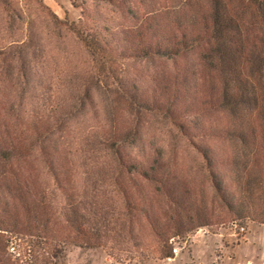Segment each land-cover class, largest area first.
Listing matches in <instances>:
<instances>
[{
  "label": "trees",
  "instance_id": "obj_1",
  "mask_svg": "<svg viewBox=\"0 0 264 264\" xmlns=\"http://www.w3.org/2000/svg\"><path fill=\"white\" fill-rule=\"evenodd\" d=\"M57 1L64 18L43 0H0V264H71L72 248L134 264L171 253L191 228L177 208L165 222L152 215L133 179L149 180L155 168L147 171L119 150L115 164L103 167L95 157L96 146L106 144L102 133L83 127V146L75 147L65 129L79 126L87 102L96 112L90 88L101 83L127 96L136 111L146 107L130 91L136 85L124 72L127 59H172L196 46H207L203 61L216 72L218 102L231 114L229 160L243 194L213 171L204 148L212 185L237 219L250 208L248 191L259 188L264 223V0H204L183 14L141 0H67L76 17ZM84 54L80 69L76 59ZM171 83L160 89L168 110L178 78ZM104 173L118 201L105 197ZM11 239L17 256L8 251Z\"/></svg>",
  "mask_w": 264,
  "mask_h": 264
},
{
  "label": "rangeland",
  "instance_id": "obj_2",
  "mask_svg": "<svg viewBox=\"0 0 264 264\" xmlns=\"http://www.w3.org/2000/svg\"><path fill=\"white\" fill-rule=\"evenodd\" d=\"M43 1L58 17L64 18V11L57 0ZM141 1L147 8L159 7L169 14H183L191 5H201L204 2ZM60 2L71 17L79 14V10L72 7L67 0ZM165 16L167 14H162L159 18L164 19ZM207 51V46H196L172 59L159 58L141 62L127 59L123 65L124 72L130 82L136 85L130 91L138 92L139 101L146 107L139 106L136 111V106L127 96L116 92L113 86L101 83L90 88L93 99L91 102L96 112H93V106L87 102L79 126L76 128L70 124L65 129L67 138L73 137V145L79 147L83 146L82 138L87 134L82 128L94 125L106 139V144L96 146L95 150V157H98L103 167H112L115 164V150L142 163L147 171L149 166L154 167L155 174L151 179H133L139 183L142 193L147 197L152 215L165 222L166 218L174 215V208H177L183 220L188 217V222H185L191 229L187 234L176 238L172 245V248L181 247L182 259L166 263L165 257H152L139 264H264V238L255 232L258 224H264L259 214L262 203L255 194L260 189L248 191L246 204L250 208L247 214L239 219L233 218L226 204L215 192L209 167L203 158L202 149L209 148L213 171L223 173L231 183V190L241 197L243 189L233 180V166L229 160L233 143L227 139V131L232 118L230 112L218 102V76L214 70L206 68L202 57ZM85 58L86 55H79L76 59V65L80 69ZM174 77L178 78V84L171 88L177 94L173 108L168 110L165 104L168 99L162 96L160 89L170 87L169 83L172 84ZM158 101L160 102L157 103ZM156 103L157 108L153 105ZM256 128L260 129L258 126ZM259 144L262 151L261 143ZM100 183L105 197L113 202L117 193L108 174L101 176ZM235 220L244 221L246 228L248 224L254 227V232L247 235L255 237L256 244L252 241L248 246H241L246 232L239 240L231 235V223ZM199 223L203 225H198ZM213 235L232 237V246L226 247L223 242L217 244ZM192 239L196 250L189 257L187 248L190 247ZM69 261L71 264H134L131 261L118 263L100 250L79 248L71 249Z\"/></svg>",
  "mask_w": 264,
  "mask_h": 264
},
{
  "label": "crops",
  "instance_id": "obj_3",
  "mask_svg": "<svg viewBox=\"0 0 264 264\" xmlns=\"http://www.w3.org/2000/svg\"><path fill=\"white\" fill-rule=\"evenodd\" d=\"M258 224V223H257ZM263 231V232H262ZM254 232V227L251 225V224H248L247 228H246V234H245V240L242 241V247L243 246H248L251 244V242L253 241L254 244H256V238L255 237H252L251 235L248 236L247 233H253ZM255 232L257 233V235H261L262 237L261 238H264V224H258L257 227H256V230ZM262 232V233H260ZM199 235V234H198ZM215 237V242L218 244L220 242H223V245L226 246V247H230L232 246L233 244V238L232 237H223L222 235H213ZM255 236V235H253ZM194 239V238H193ZM193 239L190 243V247L187 248L188 250V255L189 257H191V255H193V253L195 252V243L193 242ZM180 252L179 251L176 256L174 257V261L175 262L176 260H179V259H182V257H180ZM232 256H235V254H233ZM264 259V258H263ZM172 262V263H173ZM262 264V263H261Z\"/></svg>",
  "mask_w": 264,
  "mask_h": 264
},
{
  "label": "built area",
  "instance_id": "obj_4",
  "mask_svg": "<svg viewBox=\"0 0 264 264\" xmlns=\"http://www.w3.org/2000/svg\"><path fill=\"white\" fill-rule=\"evenodd\" d=\"M232 231L231 235H233L237 240L243 236L246 232V223L244 221L235 220L231 223L230 232ZM181 247H173L171 253L164 258L166 263H172L174 261V257L180 251ZM8 251L14 256L19 254L18 247L14 239L9 241Z\"/></svg>",
  "mask_w": 264,
  "mask_h": 264
}]
</instances>
